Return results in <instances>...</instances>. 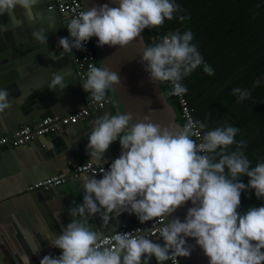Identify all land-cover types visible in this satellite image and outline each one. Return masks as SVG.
I'll list each match as a JSON object with an SVG mask.
<instances>
[{"label":"clouds","instance_id":"9594fccd","mask_svg":"<svg viewBox=\"0 0 264 264\" xmlns=\"http://www.w3.org/2000/svg\"><path fill=\"white\" fill-rule=\"evenodd\" d=\"M86 7L68 21V36L59 39L61 58L84 46L95 37L98 47H126L145 29L159 28L181 11L175 0H114ZM41 0H0V18L8 17L12 28L39 23L43 13L36 11ZM17 9L22 16H17ZM8 25L0 23V31ZM51 30V25L49 26ZM34 40L46 45L44 28L32 33ZM71 38V41L70 39ZM193 33L178 29L162 36L158 42L143 47L141 63L150 80L170 84L171 95L182 96L187 88L182 81L201 67L209 76L215 74L198 47ZM47 55L56 60L54 53ZM68 68L53 72L50 90L67 87ZM121 84L119 74L104 64H88L81 87L96 101ZM259 80L253 83L258 87ZM239 101L251 96L248 89L234 88ZM15 103L9 91L0 88V114ZM210 116V114H209ZM127 112L105 113L91 121L87 150L90 161L100 167L99 175H83V202L70 207L71 221L59 234L53 233L48 244L59 255L45 254L39 264H179V258L190 257L194 240L208 258L209 264H264V205L241 212V195L254 191L264 200V160L255 166L243 151L244 140L237 141L239 129L225 122L209 127V121L189 117L182 125H161L150 115L133 122ZM121 152L105 168L104 158L113 143ZM233 146H235L233 148ZM247 177L245 184L241 178ZM183 220L173 214L187 204ZM75 204V201H73ZM127 212L141 224L160 220L158 239H152L140 228L133 231L113 229L110 235L89 223L99 216L104 224ZM158 241H163L160 243ZM39 251H37L38 254ZM24 264L30 259L24 257Z\"/></svg>","mask_w":264,"mask_h":264},{"label":"crops","instance_id":"0c3cea01","mask_svg":"<svg viewBox=\"0 0 264 264\" xmlns=\"http://www.w3.org/2000/svg\"><path fill=\"white\" fill-rule=\"evenodd\" d=\"M52 3L53 0H41L38 7L45 4L49 7ZM16 14L22 16L21 10L17 9ZM59 19L63 25H68L65 15L59 14ZM53 22L56 23L42 19L39 23L25 22L21 27L12 28L7 16L0 18V23L9 27L7 31H0V88L9 91L10 100L15 99L12 107L0 114V136L24 126H34L45 116L72 113L83 107L90 97L74 72L76 51L73 49L61 58L59 39L66 37L67 28L62 34L55 27L49 30ZM41 28L46 30V45L38 44L32 35ZM48 52L54 53L57 59H51ZM64 68L70 73L66 78L67 87L50 90L48 83L52 73ZM105 113L110 112H93L87 120L62 127L0 155V264H24L26 256L30 264H34L40 262L43 255L58 252L49 246V237L59 234L62 226L71 221L69 208L83 202L82 176L48 191L28 193L26 188L67 173L73 167L93 163L87 150L90 122ZM120 152L113 143L105 153L104 165L111 163ZM118 219L119 226L115 220L104 224L99 216L90 218L89 223L105 235L111 234L113 229L120 231L140 223L127 212ZM37 251L39 253L35 254ZM151 264H156L154 258Z\"/></svg>","mask_w":264,"mask_h":264},{"label":"trees","instance_id":"16d2710c","mask_svg":"<svg viewBox=\"0 0 264 264\" xmlns=\"http://www.w3.org/2000/svg\"><path fill=\"white\" fill-rule=\"evenodd\" d=\"M181 11L175 16L190 17L183 22L174 18L159 28L145 29V44L150 45L169 32L191 31L204 61L215 74L209 76L202 66L184 78L185 100L194 120L209 121V127L225 122L239 129L236 140H244L245 155L252 165L264 160V0H175ZM98 64V63H97ZM99 66V65H98ZM259 80L258 87L253 83ZM171 92L170 84H166ZM248 89L251 96L239 101L234 88ZM105 96H109V91ZM180 116L178 99L171 95ZM210 114V116H209ZM235 146H233L234 148ZM247 184L248 178L242 177ZM264 205L254 191L241 195L240 211Z\"/></svg>","mask_w":264,"mask_h":264},{"label":"water","instance_id":"95a60500","mask_svg":"<svg viewBox=\"0 0 264 264\" xmlns=\"http://www.w3.org/2000/svg\"><path fill=\"white\" fill-rule=\"evenodd\" d=\"M83 10L93 5H101L109 3L111 6H118L114 0H80ZM36 11H47L43 13L42 19L53 22L51 28H58L59 32L64 31L67 25H63L59 19V13L56 10H49L47 4L42 8L38 7ZM41 19V20H42ZM98 41L92 38V45L96 54L99 66L104 64L111 71L117 72L120 77L121 84L116 87V91H109L110 104L103 110L95 111L101 113L109 111L117 114L118 112L131 113L134 117L133 122L142 119L146 115H150L152 120L161 125L177 124L179 114L170 100L171 92L166 84L157 85L150 80L149 74L145 71V65L141 63L143 47L146 45L143 35L131 42L128 46L120 47H98ZM77 52H75V55ZM90 98V97H88ZM69 114V113H68ZM58 116V115H56ZM90 118V116L88 117ZM86 118L85 120H87ZM66 127H63V129ZM18 130L9 133L12 135ZM3 136V135H2ZM0 136V137H2ZM36 191V192H42ZM191 204L178 209L173 217L184 219L187 208ZM188 243L194 246L190 257L180 258L182 264H209L208 258L203 254L202 250L195 246L194 240H188Z\"/></svg>","mask_w":264,"mask_h":264},{"label":"built area","instance_id":"2783aa9c","mask_svg":"<svg viewBox=\"0 0 264 264\" xmlns=\"http://www.w3.org/2000/svg\"><path fill=\"white\" fill-rule=\"evenodd\" d=\"M49 10H56L59 14L65 15L68 21L83 10L80 0H53L51 6L48 7ZM66 36H68V31L66 30ZM71 41V38H69ZM77 54L74 57V72L80 81H84L86 78V73L88 71V64H97L96 54L92 45V39L84 46V50H76ZM180 105V116L185 123L189 117L193 118L185 100L181 96H175ZM110 104L109 96H105L102 100L96 101L91 97L87 100L86 104L73 111L72 113L66 115H49L43 117L34 126H24L21 127L17 132L12 135H5L0 137V155L5 151H11L18 147L27 145L35 140L43 138L51 133L59 131L62 127H68L75 125L80 121L88 118L93 112L105 109ZM118 148L120 149L119 143L116 142ZM111 163L103 165L107 168ZM100 167L93 163H85L76 167H73L67 173H61L44 181L35 183L26 188V192L32 193L35 191H48L50 189L56 188L68 182L71 179L78 178L83 175H99ZM162 226L160 220L148 221L144 224H135L129 228L120 231H133L140 228L143 232L147 233L152 239H158V229ZM110 235V234H108ZM163 243V241H158ZM53 255H59L58 252H54ZM34 264H39L34 263ZM166 264H172L171 261L166 262ZM179 264H182L179 258Z\"/></svg>","mask_w":264,"mask_h":264}]
</instances>
